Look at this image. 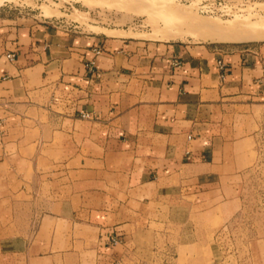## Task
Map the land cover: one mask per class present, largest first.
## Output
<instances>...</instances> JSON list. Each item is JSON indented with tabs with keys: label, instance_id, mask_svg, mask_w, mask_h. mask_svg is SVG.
I'll return each mask as SVG.
<instances>
[{
	"label": "crops",
	"instance_id": "obj_1",
	"mask_svg": "<svg viewBox=\"0 0 264 264\" xmlns=\"http://www.w3.org/2000/svg\"><path fill=\"white\" fill-rule=\"evenodd\" d=\"M1 11L0 165L27 166L29 203L42 204V221L86 233L75 243L92 264L129 252L133 203L158 207L178 190L206 195L212 173L242 170L231 147L260 125L264 44L150 42ZM6 142L17 151L4 152ZM114 233L124 242L109 246ZM36 245H24V256Z\"/></svg>",
	"mask_w": 264,
	"mask_h": 264
},
{
	"label": "rangeland",
	"instance_id": "obj_2",
	"mask_svg": "<svg viewBox=\"0 0 264 264\" xmlns=\"http://www.w3.org/2000/svg\"><path fill=\"white\" fill-rule=\"evenodd\" d=\"M114 1L98 0V5L87 7L76 0H0V9L5 10L1 11L2 17H18L20 22L30 19L60 26L71 24L84 32L119 29L116 34L150 42L229 47L264 44V40L219 41L223 35L234 34L232 30L239 31V27L244 32V19L247 23V19H263L264 0ZM232 21V27L236 26L230 32L228 23ZM207 22L209 31L204 30ZM215 22L228 27V31L221 27L217 31L218 26L214 31ZM164 27H170L166 38ZM174 60L179 67L172 65ZM170 66L180 68L181 60L173 57ZM6 144L4 152L17 151L15 145ZM231 148L243 154L236 164V169L242 170L220 173L218 178L212 173L208 194L178 190L158 207L133 203L131 209L137 214H132L126 229L129 252L107 264H264V112L255 136ZM29 182L30 174L23 163L15 161L12 169L0 165V264H92L90 253L75 243L76 239L86 238V233L42 221V204L27 199ZM31 241L37 245L32 258H28L22 250ZM106 242L109 246L123 243V235L114 233Z\"/></svg>",
	"mask_w": 264,
	"mask_h": 264
},
{
	"label": "bare ground",
	"instance_id": "obj_3",
	"mask_svg": "<svg viewBox=\"0 0 264 264\" xmlns=\"http://www.w3.org/2000/svg\"><path fill=\"white\" fill-rule=\"evenodd\" d=\"M75 1V0H74ZM77 2H81L82 4H84L85 6H87V7H94V5L95 4H97L98 5V0H96V2L94 1V0H92L93 2H94V4H93V2L91 1H87V0H76ZM112 1V0H111ZM120 1V0H119ZM122 1V0H121ZM100 2V1H99ZM114 2H118L117 0L116 1H114ZM113 2V3H114ZM123 2V1H122ZM92 3V4H91ZM104 4V3H103ZM111 4H112V2H111ZM117 4V3H116ZM121 4V3H120ZM119 4V5H120ZM101 5V4H100ZM107 5V4H106ZM114 5V4H113ZM112 5V6H113ZM118 5V4H117ZM121 7V6H120ZM259 7H260V5H259ZM117 8H119V7H117ZM116 8V9H117ZM247 9V8H246ZM248 16V15H247ZM253 16V15H252ZM249 17H251V16H249ZM248 20V23H247V21L244 19L243 20V24L241 23V22H239V20H237L239 23L237 24V25H239L240 23L242 24L241 26H243V28H247V29H244V32H242V30L240 29V27H239V31H237V32H233V27H235L236 25V20H234V21H232V22H230V23H228L229 24V26H230V24L231 23H235V24H233V27H232V24H231V27L232 28H230L229 30H230V32H231V30H232V32L231 33H234V34H232V35H226V36H222V37H220L221 36V34H217V36H219L220 37V39H219V41H222V42H243V41H247V40H264V18L262 19L261 18V20H256V22H251V21H249L250 19H247ZM255 21V20H254ZM245 23H247V24H245ZM214 24V23H213ZM215 24H217L216 26H214L215 28H214V31L216 30V28H217V26H218V23H216L215 22ZM244 24H245V26L246 27H244ZM196 25V24H195ZM203 25V24H202ZM209 24H208V22H207V25H206V27L204 26V30H207V26H208ZM211 25H212V22H211ZM211 25H210V27H211ZM223 25V24H222ZM196 26H200V24H198V25H196ZM226 26H227V23H226ZM192 27H193V25H192ZM210 27H208L209 29H210ZM220 27L221 28H225L224 27V25H223V27L221 26V24H219V26H218V28H217V31H218V29H220ZM238 27H237V29H238ZM164 28H166V27H164ZM168 28H170V27H167L166 28V30H165V35L163 36L162 34V36L163 37H165L166 38V34H167V30H168ZM206 28V29H205ZM213 28V27H212ZM242 28V27H241ZM172 29V28H171ZM175 29H177V28H175ZM175 29L173 30V31H175ZM181 29V28H180ZM195 29V28H194ZM228 29V27L227 28H225V30L224 31H228L227 30ZM236 29V30H237ZM249 29V32H245V30H248ZM235 29H234V31H236ZM108 31V30H107ZM170 32V31H168V32H170V33H174V32ZM177 31V30H176ZM175 31V32H176ZM207 31H209V30H207ZM210 31H212L211 29H210ZM180 32H183V30H181ZM194 32V31H193ZM238 32H240V33H238ZM242 32V33H241ZM155 32H153V34H154ZM169 33V34H170ZM176 33H178V32H176ZM210 33V32H209ZM228 33V32H227ZM190 34V33H189ZM229 34V33H228ZM168 35V34H167ZM184 35V34H183ZM195 35V34H194ZM210 35V34H209ZM209 35H206L207 37L209 36ZM214 35L216 36V34L214 33ZM161 36V37H162ZM174 36H178L177 34L176 35H173V37ZM179 36H180V34H179ZM168 37V36H167ZM170 37V36H169ZM181 37V36H180ZM209 37H211V36H209ZM170 38H172V35H171V37Z\"/></svg>",
	"mask_w": 264,
	"mask_h": 264
},
{
	"label": "built area",
	"instance_id": "obj_4",
	"mask_svg": "<svg viewBox=\"0 0 264 264\" xmlns=\"http://www.w3.org/2000/svg\"><path fill=\"white\" fill-rule=\"evenodd\" d=\"M99 53H100V51L97 50V51H96V54H99ZM5 57H6V59L9 60V61H13L14 58H15V55H14V53L11 52V53L6 54ZM93 65H94V61H91V62L88 64V67H89L90 69H92ZM172 65H173L174 67H179V66H180V63H179L177 60H174L173 63H172ZM218 68H219L220 71H221V73H220V78L223 80V79H224V74H225V66H224V64H223L222 62H220V61H218ZM83 117H87V114H83Z\"/></svg>",
	"mask_w": 264,
	"mask_h": 264
}]
</instances>
